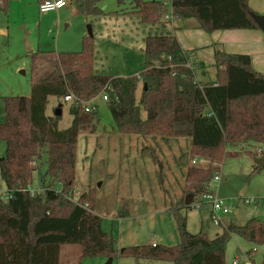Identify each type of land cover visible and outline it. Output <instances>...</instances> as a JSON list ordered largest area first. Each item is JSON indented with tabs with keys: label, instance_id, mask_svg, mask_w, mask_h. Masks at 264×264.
I'll return each instance as SVG.
<instances>
[{
	"label": "trees",
	"instance_id": "obj_1",
	"mask_svg": "<svg viewBox=\"0 0 264 264\" xmlns=\"http://www.w3.org/2000/svg\"><path fill=\"white\" fill-rule=\"evenodd\" d=\"M102 0H74L77 11L88 20L108 13ZM128 1L142 23H165L170 13L176 20L194 19L205 32L221 29H258L247 0H116ZM8 0H0L7 7ZM114 13H119L117 10ZM255 13V12H254ZM260 29V28H259ZM176 36L147 34L142 49L143 70L135 76L100 74L93 69L92 34L82 38L78 51L36 50L30 54L32 82L29 95L3 96L5 119L0 140V179L9 198L0 197V264H60L62 245L79 247L78 256H129L136 260H164L171 264H226L225 249L232 235L254 245H264V221L253 217L244 224L228 222L220 233L208 237L186 229L181 208L171 206L179 243H147L115 248L92 211L90 197L72 199L75 183L76 143L83 131L92 133L97 122L91 102L107 94V106L117 132L155 140L188 139L189 153L223 160L228 147L247 143L264 145V76L253 70L247 54L213 52L214 80H200L192 59ZM142 84L139 98L137 81ZM70 95V100L65 96ZM57 106L69 102L72 116L67 128H58L61 114H47L48 98ZM91 102V103H90ZM89 105V110L85 106ZM145 111L141 117L140 109ZM185 153V152H184ZM41 191L32 186V174L40 170ZM186 154L181 156L184 164ZM264 168V167H263ZM255 164L251 173L261 170ZM184 193L200 201L207 192L212 169L187 166ZM221 224V223H220ZM74 264V263H73ZM254 264V262H252ZM258 264H264V255Z\"/></svg>",
	"mask_w": 264,
	"mask_h": 264
},
{
	"label": "rangeland",
	"instance_id": "obj_2",
	"mask_svg": "<svg viewBox=\"0 0 264 264\" xmlns=\"http://www.w3.org/2000/svg\"><path fill=\"white\" fill-rule=\"evenodd\" d=\"M39 1L9 0L6 9L0 6V122L5 119L3 96L29 95L33 78L31 52L52 49L56 52L78 51L82 38L88 35L87 25L90 24L94 71L112 76H135L143 70L145 36L149 33H173L165 17L162 19L165 23L153 25L143 24L135 14H113L120 5L116 0H102L100 7L104 12H110L109 16L91 20L77 13L70 14L74 0L46 12H39ZM166 2L169 4L170 0ZM122 7L131 10L128 1L121 4ZM196 51L202 53V65L195 69L196 77L213 80L214 51L209 46ZM141 88L138 80L136 99ZM102 95H97L91 101L96 107L98 119L93 132L83 131L77 138L72 199L76 200L80 195L90 197L92 211L100 216L101 228L114 240L115 248L120 250L153 241L164 245L179 243L173 211L169 207L178 205L180 200L184 201L189 193L183 191V171L187 166H193L191 160L196 156L208 161L207 168L212 169V175L220 169V181L210 179L209 183L211 181L213 197L226 201L229 211L218 214L217 222L211 217L205 203L187 208L189 232L202 231L208 237H213L228 222L244 224L251 217H264V180L257 173H251L249 162V158L253 160L256 156V143L228 147L223 160L218 162L206 155L189 153L186 138L156 137L153 140L141 135L119 133L114 128ZM48 99V114L51 115L58 102L54 97ZM68 104L64 102L60 107V129L67 128L72 119ZM140 115L145 117L143 108ZM4 151L5 143L0 140V158ZM183 154H186L184 164L180 161ZM37 163L41 165L40 170L33 172L31 185L41 191L40 172L45 165L41 158ZM4 190L0 180V197ZM229 246L232 247L226 253L227 264H232L235 255L238 256V264L246 263L240 250L251 251L254 247L252 259L255 263L264 255V246L246 242L238 236L230 237ZM78 255V246L62 245L60 264H105L108 259L104 255ZM111 258V264H171L164 260H136L129 256L114 255Z\"/></svg>",
	"mask_w": 264,
	"mask_h": 264
},
{
	"label": "crops",
	"instance_id": "obj_3",
	"mask_svg": "<svg viewBox=\"0 0 264 264\" xmlns=\"http://www.w3.org/2000/svg\"><path fill=\"white\" fill-rule=\"evenodd\" d=\"M100 2H99V5L101 4ZM128 4H129V2H128ZM247 4L255 13L262 14L264 12V0H247ZM7 6H8V3H7ZM131 6L132 5L129 4L128 8H131ZM6 8H4V9H6ZM125 9H126L125 7L121 8V4H120L114 10V11L117 10L119 13L113 12V14L118 15V16L129 15V13L126 11H130V10H125ZM131 10H132V8H131ZM72 13L73 14L77 13V14L81 15L77 11V9L75 7V3L73 5L72 9L70 10V14H72ZM106 13L109 14L110 12H106ZM108 14L105 16H102L101 18H105L106 16H109ZM191 19L192 18L184 19V20H176V19L172 18L169 21L170 22L169 25L171 26V29L173 30V34L178 39L182 48L192 51L191 55L194 57L192 59H194L196 61L199 60L200 62H202V59H201L202 53L198 52L196 50L199 48H202L204 46L211 47V50H213V51L215 49H219V50H223L227 53L247 54L250 58L251 68L264 76V36H263L262 31L259 28L258 29H221V30H214L212 32H205L204 30L197 28L196 21L192 22ZM143 24H146V23H143ZM191 27H193V28H191ZM143 45H144V39H143ZM48 110H49V99H48V103H47V107H46V113L47 114H48ZM256 146H263V145L257 144ZM255 157H257V156H255ZM249 162H250V167L252 168V165L254 163L250 158H249ZM219 172H220V169H219ZM254 173H257L258 177L260 179L264 180V168L263 167L261 170L256 171ZM3 186H4V184H3ZM4 189H5V186H4ZM190 203H191V208H194L193 204L195 202L190 201ZM187 210H188L187 208H181L180 209V213L185 216L186 229H187V216H186ZM209 211H210V209H209ZM251 218H253V217H251ZM261 220L264 221V217H262ZM235 224H243V223H235ZM216 234H218V233H216ZM233 236H237V235H232V237ZM246 242H248V241H246ZM151 243H155V242L153 241ZM258 246H264V245H258ZM231 247L232 246H229V241H228V243L226 244L225 257H226V253L231 249ZM238 251H239V249H238ZM254 251H255L254 247L251 251L240 250V252L243 253V256H245V258L247 260L245 264H252V262H253L252 254ZM263 252H264V249H263ZM261 259L258 262H260ZM233 260H236L238 263V256L235 255ZM258 262L257 263L254 262V264H258ZM225 263L227 264L226 258H225Z\"/></svg>",
	"mask_w": 264,
	"mask_h": 264
},
{
	"label": "built area",
	"instance_id": "obj_4",
	"mask_svg": "<svg viewBox=\"0 0 264 264\" xmlns=\"http://www.w3.org/2000/svg\"><path fill=\"white\" fill-rule=\"evenodd\" d=\"M69 2H70V0H41L38 3V10H39V12L56 10V9L62 7L63 5H65ZM163 2H164V4H167L166 0H163ZM164 17L167 20L168 18H171V15H170V13H167V14H165ZM64 98H65V100H70L71 96L67 95ZM102 98L104 100H106L107 94H103ZM89 109H90L89 105H86L85 110L88 111ZM263 152H264V145L263 146H256L255 151H254L256 156H260ZM191 163L193 166H197V167L207 168L209 166L208 161L205 158H203L202 156L194 157L191 160ZM220 178H221L220 172L216 171L212 175L211 180L218 182V181H220ZM210 183H211V181H210ZM210 183H209V185H207V192L205 194H203L200 201H196L193 204V206L198 207L200 204L206 203L209 206L211 217L218 222L219 219H217V215L227 213L229 211V207H228L226 201L213 197V189H211ZM34 190L35 189L31 186L30 191L34 192ZM76 195H77V193H76ZM1 198H3L4 200H7L9 198V194L6 193V191H4L2 193ZM232 264H238V263L236 260H233Z\"/></svg>",
	"mask_w": 264,
	"mask_h": 264
},
{
	"label": "water",
	"instance_id": "obj_5",
	"mask_svg": "<svg viewBox=\"0 0 264 264\" xmlns=\"http://www.w3.org/2000/svg\"><path fill=\"white\" fill-rule=\"evenodd\" d=\"M250 15L253 18V20L255 21V23L258 25V27L260 28V30L262 31L263 36H264V12L262 14L252 12V13H250ZM87 30H88V34H92L90 24L87 25ZM60 113H61L60 106H57L55 109V114L58 115ZM252 161L255 165H257L259 167H264V152L260 156L254 157ZM191 199H192V194L188 193L184 198V201H183L184 204L188 205L190 203ZM111 260H112V258L108 257L105 264H111Z\"/></svg>",
	"mask_w": 264,
	"mask_h": 264
}]
</instances>
